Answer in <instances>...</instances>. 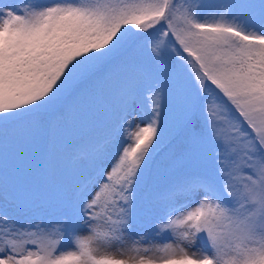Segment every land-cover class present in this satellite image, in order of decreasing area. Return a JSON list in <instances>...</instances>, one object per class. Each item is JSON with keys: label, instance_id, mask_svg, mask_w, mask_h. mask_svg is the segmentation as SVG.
<instances>
[{"label": "snow or ice", "instance_id": "obj_1", "mask_svg": "<svg viewBox=\"0 0 264 264\" xmlns=\"http://www.w3.org/2000/svg\"><path fill=\"white\" fill-rule=\"evenodd\" d=\"M0 264H264V0H0Z\"/></svg>", "mask_w": 264, "mask_h": 264}, {"label": "trees", "instance_id": "obj_2", "mask_svg": "<svg viewBox=\"0 0 264 264\" xmlns=\"http://www.w3.org/2000/svg\"><path fill=\"white\" fill-rule=\"evenodd\" d=\"M169 152L170 149L165 148L156 158V167L162 175L166 174L169 170Z\"/></svg>", "mask_w": 264, "mask_h": 264}, {"label": "rangeland", "instance_id": "obj_3", "mask_svg": "<svg viewBox=\"0 0 264 264\" xmlns=\"http://www.w3.org/2000/svg\"><path fill=\"white\" fill-rule=\"evenodd\" d=\"M155 239H156L157 243H161V242H164V240H166L167 238L159 237V238H155ZM65 246L70 248L72 245L70 243H67ZM200 246H201V242L197 241L196 247H200Z\"/></svg>", "mask_w": 264, "mask_h": 264}]
</instances>
